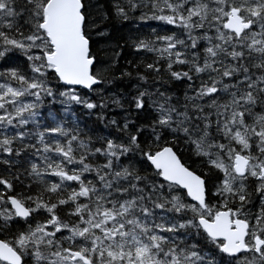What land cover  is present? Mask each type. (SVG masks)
<instances>
[{
	"label": "snow or ice",
	"instance_id": "6c2138e0",
	"mask_svg": "<svg viewBox=\"0 0 264 264\" xmlns=\"http://www.w3.org/2000/svg\"><path fill=\"white\" fill-rule=\"evenodd\" d=\"M0 264H264V0H0Z\"/></svg>",
	"mask_w": 264,
	"mask_h": 264
},
{
	"label": "trees",
	"instance_id": "16d2710c",
	"mask_svg": "<svg viewBox=\"0 0 264 264\" xmlns=\"http://www.w3.org/2000/svg\"><path fill=\"white\" fill-rule=\"evenodd\" d=\"M146 24H151L152 27H156L157 24L162 23V22H156V21H150V22H145ZM169 28H171L172 26H168ZM145 32L150 31L149 28H145L144 29ZM128 35V28L127 26H121L119 22H114V26L109 28L108 31V36L107 37H94L93 39L96 41V48L97 49H106L107 51H111V46H114L116 43L120 42L122 43V37H126ZM122 56L127 55L128 59H132V56L127 52V50L125 52L121 53ZM105 59H107V56L104 57ZM121 63H123V60H121ZM180 89V92L182 94L183 91V86L182 85H178L177 86ZM47 107V104H46ZM60 108L59 104H55L52 106V110L55 111L56 109ZM45 109H42V111H44ZM72 112L75 113V117L78 120V122L80 123V126L82 128L85 129H92V128H96L98 130V134L99 135H104L106 134L107 130L104 128V124L99 123L97 121L96 115L93 112L92 114H87L86 110H83L80 106H75L72 108ZM61 115L63 116V112L61 111ZM108 115L111 116H116L117 118L120 115H123L122 112H120V110L118 109H112L108 112ZM64 118L67 120L68 122V126H71L73 123V116L71 113H69L68 115L64 116ZM33 159L36 162H40L39 161V157H33ZM88 175V174H86ZM89 178H91V176L89 175ZM46 179L48 180H58V177H53L51 175L47 176ZM68 184H72L73 186H75L74 182H67ZM17 190L18 191H24L22 188H20L19 186H17ZM39 190V185L37 183H33L32 185V191L35 192Z\"/></svg>",
	"mask_w": 264,
	"mask_h": 264
}]
</instances>
